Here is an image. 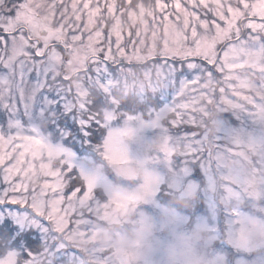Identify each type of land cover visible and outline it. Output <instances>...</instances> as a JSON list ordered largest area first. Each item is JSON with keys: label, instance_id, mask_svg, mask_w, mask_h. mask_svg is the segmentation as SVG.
Segmentation results:
<instances>
[{"label": "snow or ice", "instance_id": "6c2138e0", "mask_svg": "<svg viewBox=\"0 0 264 264\" xmlns=\"http://www.w3.org/2000/svg\"><path fill=\"white\" fill-rule=\"evenodd\" d=\"M172 191L264 246V0H0V264H132Z\"/></svg>", "mask_w": 264, "mask_h": 264}, {"label": "clouds", "instance_id": "9594fccd", "mask_svg": "<svg viewBox=\"0 0 264 264\" xmlns=\"http://www.w3.org/2000/svg\"><path fill=\"white\" fill-rule=\"evenodd\" d=\"M157 203L160 205L159 209L151 203L139 206L144 215L152 219L155 226L148 240L138 249L131 250L135 253L131 257L132 264H143L145 260L148 261V264H218L217 257L223 254L219 247V241H212L209 244L211 234L201 230L197 224L196 209L204 208V212L200 215H204L208 211L199 191L191 193L172 191L166 198L158 199ZM163 210L187 216L189 218L186 223L187 230L183 225L173 228L167 222ZM140 228V217L138 214H133L124 229L108 230L110 239L107 244H118L121 238L135 241ZM185 235L190 242H186ZM206 244L207 246H205ZM241 255L233 251L229 255V264H232L234 259L240 258ZM259 257H264V246L253 249L250 254L243 255L249 264Z\"/></svg>", "mask_w": 264, "mask_h": 264}, {"label": "rangeland", "instance_id": "374dc122", "mask_svg": "<svg viewBox=\"0 0 264 264\" xmlns=\"http://www.w3.org/2000/svg\"><path fill=\"white\" fill-rule=\"evenodd\" d=\"M145 3H147L148 1H144ZM126 227V224L125 225H119V224H116V223H111V224H106L105 226V235L102 239V243H105L107 244V241L108 239H110V237L108 236V230L110 229H124ZM184 229L187 230V224L183 225Z\"/></svg>", "mask_w": 264, "mask_h": 264}, {"label": "trees", "instance_id": "16d2710c", "mask_svg": "<svg viewBox=\"0 0 264 264\" xmlns=\"http://www.w3.org/2000/svg\"><path fill=\"white\" fill-rule=\"evenodd\" d=\"M144 1H148V0H144Z\"/></svg>", "mask_w": 264, "mask_h": 264}]
</instances>
